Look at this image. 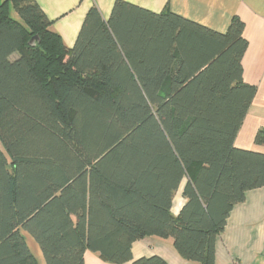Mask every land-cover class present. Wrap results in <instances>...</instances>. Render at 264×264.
<instances>
[{"label": "trees", "instance_id": "16d2710c", "mask_svg": "<svg viewBox=\"0 0 264 264\" xmlns=\"http://www.w3.org/2000/svg\"><path fill=\"white\" fill-rule=\"evenodd\" d=\"M50 25L35 0L0 1V264H36L23 233L46 264L86 250L123 264L144 236L214 264L233 206L264 186V152L234 145L256 93L244 23L221 33L116 0L107 21L89 9L71 48Z\"/></svg>", "mask_w": 264, "mask_h": 264}, {"label": "crops", "instance_id": "0c3cea01", "mask_svg": "<svg viewBox=\"0 0 264 264\" xmlns=\"http://www.w3.org/2000/svg\"><path fill=\"white\" fill-rule=\"evenodd\" d=\"M2 1V0H0ZM46 17L50 28L64 45L71 48L82 22L92 6H96L105 21L109 19L116 0H35ZM134 7L160 13L168 9L188 20L213 31L225 32L232 17L244 23L243 36L247 48L242 57V77L256 87V93L235 137L237 148L264 152V147L254 143L258 129L264 128V0H121ZM123 9L121 15L125 18ZM144 55L154 64L155 51L146 49ZM139 54V53H137ZM136 54V55H137ZM184 182L175 191L172 214L179 213L185 199ZM26 244L36 264H46L42 251L34 239L23 233ZM158 256L167 264H200L182 258L171 237L144 236L133 242L131 260ZM84 264H114L90 250L83 254ZM214 264H264V186L248 190L244 201L233 206L224 230L215 243Z\"/></svg>", "mask_w": 264, "mask_h": 264}, {"label": "rangeland", "instance_id": "374dc122", "mask_svg": "<svg viewBox=\"0 0 264 264\" xmlns=\"http://www.w3.org/2000/svg\"><path fill=\"white\" fill-rule=\"evenodd\" d=\"M11 16H15L14 12H11Z\"/></svg>", "mask_w": 264, "mask_h": 264}, {"label": "water", "instance_id": "95a60500", "mask_svg": "<svg viewBox=\"0 0 264 264\" xmlns=\"http://www.w3.org/2000/svg\"><path fill=\"white\" fill-rule=\"evenodd\" d=\"M32 41H33V39H32ZM32 41H31V42H32Z\"/></svg>", "mask_w": 264, "mask_h": 264}]
</instances>
